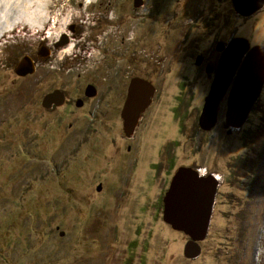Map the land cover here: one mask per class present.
Segmentation results:
<instances>
[{"label": "rangeland", "instance_id": "374dc122", "mask_svg": "<svg viewBox=\"0 0 264 264\" xmlns=\"http://www.w3.org/2000/svg\"><path fill=\"white\" fill-rule=\"evenodd\" d=\"M20 1L14 12H22ZM95 1L48 0L50 36H58L64 16L94 18ZM133 3L111 0L108 16L131 22L130 39L109 27L106 46L127 59L126 73L116 75L125 87L141 77L156 89L135 139L177 137L176 168L194 163L223 181L198 257L183 256L187 238L162 220L171 176L162 155L125 153L132 141L123 137L121 120L110 119L109 111L99 115L103 104L90 120L42 109L41 97L57 82L81 85L93 73L74 69L64 80L57 50L53 66L44 65L42 29H29L20 17L0 37V264H264V113L257 109L243 132L229 135L224 109L208 132L197 122L212 79L204 69L217 60L216 45L240 37L264 46V8L241 18L230 0ZM168 25H175L171 35L159 39L158 29L164 33ZM196 54L205 58L197 68ZM25 55L36 71L19 78L14 70Z\"/></svg>", "mask_w": 264, "mask_h": 264}, {"label": "flooded vegetation", "instance_id": "af4514ba", "mask_svg": "<svg viewBox=\"0 0 264 264\" xmlns=\"http://www.w3.org/2000/svg\"><path fill=\"white\" fill-rule=\"evenodd\" d=\"M110 2L111 0L95 1L94 5H95L97 12L94 18H83V17H72L71 18L70 16H68L69 17L68 18L67 16H64L68 19L66 23L63 24L64 27L61 29L62 32L60 36H56V38H52L50 36V33L52 32L51 30L54 29V28L52 29L54 25L53 24L54 20L51 18V15L46 16L47 17L46 23L44 24L42 28V37L41 39H39V42H38L40 45L39 54L42 58H44L43 60L44 65L53 66L52 65L53 62H56V60L54 59V51L57 50L63 53V55H61L60 57V61L56 62V65H57V69H59L61 76L64 80L66 78L64 73H69L70 71L75 73L74 69L75 70L80 69L82 71L87 70V69L92 70L93 74H90L85 84L83 83L81 85L76 84L70 87L68 86V82L66 80L65 82L63 81H60V83L57 82L54 87H52L50 90L45 92L44 95L41 97L42 109L46 112L60 111L66 114V116L79 113L82 118L84 119L87 118L88 120H90L92 119L91 116H93V113L91 110H93L94 112L98 104L99 105L103 104L101 106L103 108V111H101V113L99 112V115L104 116L106 115L107 111H109L108 116L110 117V119H115L117 121L121 120L122 121L121 125H122L124 135H125L123 137L127 141H132V142L126 143L125 153L129 154L131 152H137L139 150L150 149V151L155 150L156 154L158 153L162 155L164 159V162H163L164 168H165L164 172H169L171 175V176L169 175L170 178H168V186H169V182L172 177V174H174L178 168V167L176 168L174 164L175 156L174 154H172L173 150H175V148L179 146L178 144L179 141L177 137L176 138L173 137L170 140L162 141V139L159 138L160 134H157L156 136H149V137H147L145 134L143 135L144 137L141 138L140 144L138 143V140L135 139L139 126L142 122V114L148 109V107L151 104V101L156 96V89L150 81L143 79L151 83V85L153 86L152 88L153 91L150 96V101H149L148 106L145 108L143 112L140 113L136 121V124L133 125L131 133L128 132L124 128V122L120 116V112L123 109L124 100L126 99V96H127V87H129V83L127 87H125L124 83L123 82L121 83L119 81V78L116 75L118 74L124 75L126 73L127 59L122 58L121 56H118V58L113 57V55L111 54V51L113 49L107 48L106 39L112 38V32L109 31V27H110L113 33L120 31L121 39L123 38V35H124L125 41L128 42V39H130L129 33H130L131 22L112 20V17L108 16ZM137 2H139L138 5H142L143 0H137ZM118 6H120V4ZM233 7L232 9L237 16H241V18H249L250 16L252 15L254 16L256 13L261 11L262 8H264V5L262 8H259L254 13H251L250 15H247V16L237 13ZM168 26L169 28L167 27L164 28L163 30L164 33H162L161 28L158 29L157 34H158L159 39L165 40V39H168V37L171 35V31L173 30V28H175V25H168ZM167 31H170V32L167 33ZM49 37H51V40ZM173 37H174V34H173ZM248 42H249L248 44L249 47L255 46V45H251L249 40ZM226 43H221V44L222 46H225ZM68 46H72V48L66 51ZM126 51H128L127 47H126ZM217 53H219V55H218L216 62L212 65L211 64L207 65L204 69L205 74H208L209 76H211L212 79L214 77L215 68L218 65V60H219L220 55L222 54V51L217 52ZM197 57H201V62L200 64L197 65L194 61L196 68L201 66L203 62L205 61V58L201 54H196L195 60ZM32 62L34 63L35 68H36V63L33 60ZM240 64L239 66H237V68H235L234 75L232 79L230 80V84L227 88V91L224 92V95L222 96L220 103H218V109H224V113L226 110L228 94L231 90L234 80L236 79L237 72L241 68ZM112 71H114L113 73H115V75H113V78L110 79V74H112L111 73ZM109 79L111 81H109ZM54 91L60 93L62 96L58 98L56 101L52 100L51 102H49L50 107L48 108L43 107L44 97ZM263 93H264V81L261 87V92L259 93L254 105L251 106V109L248 112V115L245 118L242 126L237 129L224 127L228 135L233 130H236V132H239V131L243 132V130L246 129L245 126L250 121V117L254 116L257 113L258 111L257 109L260 110L261 114L264 113V101L262 102ZM205 97L206 96H204L203 94L202 100L200 102V107H199L200 111L202 109ZM93 101L97 103L96 107H92L91 104ZM260 102H262V105H259ZM179 126L180 125L177 126V131H180ZM200 131L208 132V131H203V130H200ZM160 165L161 164H159V166ZM186 167H189L193 169L194 171H196L198 174L197 175L198 177L209 176L215 179L217 181V188L223 183L220 177H218L219 175L217 173L210 171V169H207L204 166L198 167L197 164L191 163V164H188ZM175 168L176 170H174ZM217 188L215 191V198L213 200V205L215 203L216 196H217ZM164 193H163V196H164ZM162 198H161V204H162Z\"/></svg>", "mask_w": 264, "mask_h": 264}, {"label": "water", "instance_id": "95a60500", "mask_svg": "<svg viewBox=\"0 0 264 264\" xmlns=\"http://www.w3.org/2000/svg\"><path fill=\"white\" fill-rule=\"evenodd\" d=\"M139 2L135 0L134 6ZM234 10L241 15H250L264 5V0H231ZM247 39L234 37L229 43L216 45V51L222 54L215 68L209 91L205 97L197 122L200 130L208 131L215 127L218 115V103L230 84L235 68L241 65L227 97L224 113L225 128H240L254 105L264 81V46L249 47ZM248 51V52H247ZM201 57H197L198 65ZM36 71L32 58L25 55L15 67V75L25 77ZM150 82L139 77L132 78L127 87L120 116L124 128L131 133L133 125L141 112L145 110L152 94ZM62 95L52 92L44 97L43 107ZM193 169L180 166L169 182L162 198V220L172 230L182 232L187 241L182 249L185 258H197L200 253L199 242L204 239L210 224L213 200L217 181L209 176L198 177ZM96 190H100L97 185Z\"/></svg>", "mask_w": 264, "mask_h": 264}, {"label": "bare ground", "instance_id": "6f19581e", "mask_svg": "<svg viewBox=\"0 0 264 264\" xmlns=\"http://www.w3.org/2000/svg\"><path fill=\"white\" fill-rule=\"evenodd\" d=\"M18 3V0H0V37L2 36V34H4V32H7L8 30L10 32L15 24L14 22H17L18 18L20 17L23 20V24L26 27H29V29H31L32 27H40L42 29L44 24L46 23V6L48 4V0L23 1L21 4V10L24 13L14 12L18 9L17 5H20ZM68 18L63 17L59 21H62V23L65 24ZM63 27L64 26L59 27L58 25H56L58 36H60L62 32L61 29ZM53 28L54 27H52V29ZM70 48H72V46H68L66 51L70 50Z\"/></svg>", "mask_w": 264, "mask_h": 264}]
</instances>
